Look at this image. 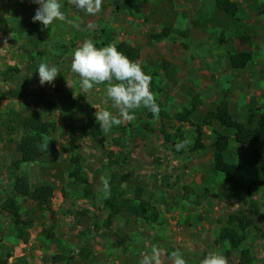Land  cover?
<instances>
[{
    "label": "rangeland",
    "instance_id": "1",
    "mask_svg": "<svg viewBox=\"0 0 264 264\" xmlns=\"http://www.w3.org/2000/svg\"><path fill=\"white\" fill-rule=\"evenodd\" d=\"M227 1L239 8L235 18L218 11L216 0H102L95 15L60 0L66 19L44 28L32 22V0H0V264H141L153 249L160 264H173V251L186 264H200L210 251L238 264L218 242L235 213L255 218L241 250L251 264H264V187L247 196L261 179L250 149L204 123L225 102L235 121L264 126V0ZM86 39L137 51L135 62L152 77L157 115L141 105L135 119L102 131L95 113L119 110L105 95L107 84L84 92L71 70L72 53ZM239 52L252 60L237 71L229 57ZM41 62L61 70L44 86ZM33 112L53 125L48 141L58 158L17 168L21 122ZM214 131L229 138L225 160L239 167L231 183L212 165ZM184 139L190 143L176 151ZM77 168L84 182L70 177ZM17 175L32 191L53 188L49 205L14 196ZM137 188L149 194L157 222L131 213ZM11 200L19 226L4 209Z\"/></svg>",
    "mask_w": 264,
    "mask_h": 264
},
{
    "label": "trees",
    "instance_id": "2",
    "mask_svg": "<svg viewBox=\"0 0 264 264\" xmlns=\"http://www.w3.org/2000/svg\"><path fill=\"white\" fill-rule=\"evenodd\" d=\"M218 11L224 15L235 18L239 8L227 0H216ZM118 8V7H117ZM244 43L248 42L246 37L241 38ZM117 49L126 55L130 60L135 61L138 57L137 51L126 43L116 46ZM252 56L248 52H239L229 57V64L233 70H243L251 62ZM8 79V78H7ZM214 122L219 129L232 132L233 142L239 148H249L251 157L257 166V172L260 181H253L247 187V196L264 187V126L257 128H248L244 124L235 121L228 111L227 104L221 103L217 113L207 114L204 123L209 126ZM53 125L44 122L40 115L33 112L26 116L21 122V138L16 146V152L19 156L16 162L18 168L24 164L35 163L44 157H50L52 162L58 158V151L55 146L48 141ZM199 139L201 131H197ZM230 140L227 136L214 131L212 142V165L214 170L222 175L227 183H231L233 178L238 174L239 167L234 164H228L225 160L229 148ZM196 150H202L204 147L197 140ZM80 170L77 168L70 177L75 181L84 182L80 177ZM12 193L14 196L23 197L32 200L38 207H46L53 198L54 190L49 186H40L33 191L30 188L29 181L23 175H17L13 181ZM149 194L142 188L135 191V206H131L130 211L133 215L143 218L144 221L157 222L158 213L150 204ZM4 209L10 213L14 219L15 226H19L20 215L18 208L13 200L4 204ZM31 223L25 224L27 227ZM255 224V218L245 214H232L226 221V226L218 237L219 243L227 244L229 247L228 255L235 254L238 257V264H251V257L248 251H242L241 246L246 241V232Z\"/></svg>",
    "mask_w": 264,
    "mask_h": 264
},
{
    "label": "clouds",
    "instance_id": "3",
    "mask_svg": "<svg viewBox=\"0 0 264 264\" xmlns=\"http://www.w3.org/2000/svg\"><path fill=\"white\" fill-rule=\"evenodd\" d=\"M38 7L32 17V22H39L48 28L55 21H64L65 12L60 0H32ZM77 12L95 15L101 10L102 0H69ZM71 70L78 74L84 92H88L95 85L107 84L105 95L111 101L113 108H118L119 116L109 109L99 110L95 118L102 131L119 126L124 121L135 119L134 110L143 105L153 115L160 112L154 93L150 90L152 77L142 70V66L130 60L120 52L114 44L97 47L91 39H86L77 47L71 57ZM60 68L55 64L41 62L38 65L39 84H51L59 75ZM190 143L184 139L175 144L176 151H180ZM173 264H186L179 251L170 254ZM160 264V252L153 249L151 257L145 256L141 264ZM200 264H227L223 254L210 251L200 261Z\"/></svg>",
    "mask_w": 264,
    "mask_h": 264
}]
</instances>
